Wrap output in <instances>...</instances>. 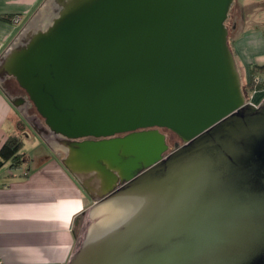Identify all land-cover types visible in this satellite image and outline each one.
Masks as SVG:
<instances>
[{
	"label": "water",
	"instance_id": "water-1",
	"mask_svg": "<svg viewBox=\"0 0 264 264\" xmlns=\"http://www.w3.org/2000/svg\"><path fill=\"white\" fill-rule=\"evenodd\" d=\"M232 2L44 0L0 54L25 98L1 93L93 201L65 264H264V98Z\"/></svg>",
	"mask_w": 264,
	"mask_h": 264
},
{
	"label": "crops",
	"instance_id": "crops-1",
	"mask_svg": "<svg viewBox=\"0 0 264 264\" xmlns=\"http://www.w3.org/2000/svg\"><path fill=\"white\" fill-rule=\"evenodd\" d=\"M43 1L0 0V14L15 15L12 21L0 19V54ZM232 50L245 81L250 65L264 66V35L257 29L235 37ZM263 98L264 89L250 94L255 104ZM19 117L0 91V144L17 132ZM48 149L50 155L33 156L16 169L8 163L0 167L2 264H65L77 239L80 215L93 202L56 152Z\"/></svg>",
	"mask_w": 264,
	"mask_h": 264
},
{
	"label": "rangeland",
	"instance_id": "rangeland-1",
	"mask_svg": "<svg viewBox=\"0 0 264 264\" xmlns=\"http://www.w3.org/2000/svg\"><path fill=\"white\" fill-rule=\"evenodd\" d=\"M225 25L228 29V42L231 43L232 39L250 29H257L261 34L264 35V0H233L231 8L228 12L227 19L225 21ZM237 70L239 72L240 81L243 88V85L245 83L243 73L240 68L238 69V67ZM263 74V71L257 72L258 76H262ZM8 85L13 89L14 92H21V88L18 87L13 79H10L8 81ZM248 98L249 99L247 100L251 101L250 95ZM254 102L258 103L259 101ZM28 113L29 115L36 114L33 106L30 107ZM160 132L165 135L167 144L170 149L173 147V144L180 143L178 137L170 131L162 129L160 130ZM17 133L23 138V144L20 151L25 153L27 161L30 158L32 159L33 156L41 158L48 154H51L50 150L40 140V138L32 132L31 128L24 120V118L21 117V115L19 117ZM55 150L59 158L64 156V152L62 150L58 148H56ZM80 224L81 221L76 227L77 237L80 229Z\"/></svg>",
	"mask_w": 264,
	"mask_h": 264
},
{
	"label": "trees",
	"instance_id": "trees-1",
	"mask_svg": "<svg viewBox=\"0 0 264 264\" xmlns=\"http://www.w3.org/2000/svg\"><path fill=\"white\" fill-rule=\"evenodd\" d=\"M14 16L15 15L11 14H0V19L5 21H12L14 19ZM233 41L234 39H232V43ZM232 43L228 42V46L233 54ZM258 71H263L264 73V66L252 64L248 67L247 78L242 88L246 99H249L248 97L253 91L264 89V79L261 76L257 75ZM21 91L24 92L22 89ZM22 144L23 138L17 132L8 135L2 141V143L0 144V167L8 163V167L10 169H16L27 161L25 153L20 151Z\"/></svg>",
	"mask_w": 264,
	"mask_h": 264
},
{
	"label": "flooded vegetation",
	"instance_id": "flooded-vegetation-1",
	"mask_svg": "<svg viewBox=\"0 0 264 264\" xmlns=\"http://www.w3.org/2000/svg\"><path fill=\"white\" fill-rule=\"evenodd\" d=\"M10 79H12V78H8V77H6V78H4L3 80H0V85L2 86V88L4 89V90H6L7 92H8V94L9 95H11L13 98H17V97H21V98H25V94H24V92H14L13 91V89L12 88H10L9 87V85H8V81L10 80ZM27 103V102H26ZM25 103V101L24 100H21V101H19L18 100V106H19V108L23 111V112H25V114H28L29 115V109H30V107L31 106H29V105H27ZM32 115V114H31ZM160 130H162V129H159V131ZM165 140H166V137H165ZM180 141V140H179ZM167 142V141H166ZM55 152H56V150H54ZM56 155H57V153H56ZM58 156V155H57Z\"/></svg>",
	"mask_w": 264,
	"mask_h": 264
},
{
	"label": "built area",
	"instance_id": "built-area-1",
	"mask_svg": "<svg viewBox=\"0 0 264 264\" xmlns=\"http://www.w3.org/2000/svg\"><path fill=\"white\" fill-rule=\"evenodd\" d=\"M0 264H2L1 260H0Z\"/></svg>",
	"mask_w": 264,
	"mask_h": 264
}]
</instances>
